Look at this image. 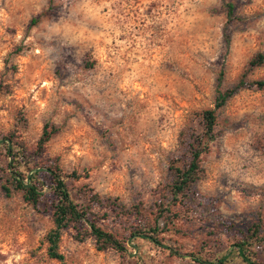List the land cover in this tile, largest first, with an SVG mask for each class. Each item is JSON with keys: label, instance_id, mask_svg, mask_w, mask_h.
Segmentation results:
<instances>
[{"label": "rangeland", "instance_id": "rangeland-1", "mask_svg": "<svg viewBox=\"0 0 264 264\" xmlns=\"http://www.w3.org/2000/svg\"><path fill=\"white\" fill-rule=\"evenodd\" d=\"M225 3L239 21L226 24ZM219 71L220 90L246 85L215 111L199 179L174 197L173 169L187 163ZM260 80L264 0H0V264H242L232 243L264 222V88L248 86ZM45 123L57 132L39 162L56 158L76 176L66 179L72 198L124 252L98 251L68 228L62 263L48 258V190L36 206L2 190L1 139L32 147Z\"/></svg>", "mask_w": 264, "mask_h": 264}, {"label": "trees", "instance_id": "trees-1", "mask_svg": "<svg viewBox=\"0 0 264 264\" xmlns=\"http://www.w3.org/2000/svg\"><path fill=\"white\" fill-rule=\"evenodd\" d=\"M226 24L236 18L233 13V6L230 3L224 4ZM222 37L225 48L229 46V36L222 29ZM263 61L261 54L256 55L248 62L249 67L259 66ZM222 71L218 72L216 77V93L213 100V107L205 109L198 114L200 135H197L188 147V160L181 168H174V181L169 186V193L172 196H184L186 191L199 179L200 166L199 159L201 155L208 150L207 144L213 140V129L215 125V111L222 107L225 102L231 98L235 92L245 82L240 80L232 89L220 90L222 83ZM242 78V77H241ZM248 86H254L256 89L264 88V80L251 82ZM57 132V128L45 123L42 126L40 135L32 147H27L23 141L18 140L13 133H9L1 139L5 155L9 158L7 163V185L2 186L5 194H9V189L20 193L23 202L36 206L40 203L44 192L43 187L48 190L52 199L48 203L51 211L52 228L45 234L44 242L46 243V255L48 258L62 263L63 257L58 251V243L61 232L71 228L75 231L74 239L82 241L85 237H91L94 241L96 249L103 251L112 249L118 253L125 251L124 244L117 240L112 234L103 231L97 227L92 221L88 220V209L86 206H78L71 195V189L66 185V179H74L76 176H66L62 174L58 166L56 158L47 160L44 163L39 162V158L44 152V147L49 139ZM38 159L37 162H35ZM20 163L24 169L18 170L15 164ZM30 165V166H28ZM35 168V171L33 169ZM32 172V176H27L25 172ZM36 171L41 172L46 182H41L35 178ZM8 186V187H7ZM94 200L96 196L92 195ZM95 201V200H94ZM86 226L84 231H81L80 225ZM141 237L155 242L154 234L146 235L138 232L134 233L132 237ZM235 248V253L239 257L242 264H262L257 262L258 257L256 253L259 247H264V222H257L252 225L242 236L232 243ZM225 257L216 260L215 263L203 260L201 258H194V263L197 264H223ZM264 264V263H263Z\"/></svg>", "mask_w": 264, "mask_h": 264}]
</instances>
